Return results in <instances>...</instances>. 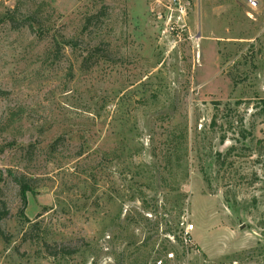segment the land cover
I'll list each match as a JSON object with an SVG mask.
<instances>
[{"label": "rangeland", "instance_id": "rangeland-1", "mask_svg": "<svg viewBox=\"0 0 264 264\" xmlns=\"http://www.w3.org/2000/svg\"><path fill=\"white\" fill-rule=\"evenodd\" d=\"M0 209V264H264V0H0Z\"/></svg>", "mask_w": 264, "mask_h": 264}, {"label": "trees", "instance_id": "trees-1", "mask_svg": "<svg viewBox=\"0 0 264 264\" xmlns=\"http://www.w3.org/2000/svg\"><path fill=\"white\" fill-rule=\"evenodd\" d=\"M95 14H92L90 16H88V18L86 19V23L84 24L83 28H82V33H84L86 30H88V26L89 23H91V21L95 18ZM100 47H98L99 50ZM17 180V182L19 183L21 190H20V196L22 199V203L24 206L27 205V192L31 189L29 186V183L23 178V177H16L15 178ZM6 209H0V236H3V231L1 228V221L5 218L6 216ZM70 253H74L72 251L69 252ZM55 255V254H53Z\"/></svg>", "mask_w": 264, "mask_h": 264}, {"label": "built area", "instance_id": "built-area-1", "mask_svg": "<svg viewBox=\"0 0 264 264\" xmlns=\"http://www.w3.org/2000/svg\"><path fill=\"white\" fill-rule=\"evenodd\" d=\"M192 229H193V225H190V226L186 229L185 236H184V240H185L186 242H188V240H189V236H188V234H189L190 230H192Z\"/></svg>", "mask_w": 264, "mask_h": 264}]
</instances>
